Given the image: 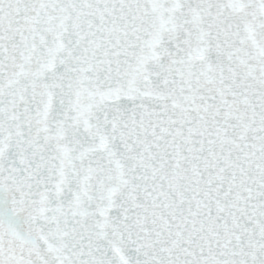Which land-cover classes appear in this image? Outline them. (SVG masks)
I'll return each instance as SVG.
<instances>
[{"label":"snow or ice","instance_id":"snow-or-ice-1","mask_svg":"<svg viewBox=\"0 0 264 264\" xmlns=\"http://www.w3.org/2000/svg\"><path fill=\"white\" fill-rule=\"evenodd\" d=\"M0 264H264V0H0Z\"/></svg>","mask_w":264,"mask_h":264}]
</instances>
